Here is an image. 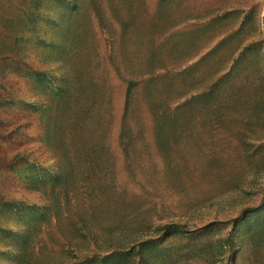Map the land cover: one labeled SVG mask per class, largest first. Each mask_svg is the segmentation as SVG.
<instances>
[{
  "label": "rangeland",
  "instance_id": "374dc122",
  "mask_svg": "<svg viewBox=\"0 0 264 264\" xmlns=\"http://www.w3.org/2000/svg\"><path fill=\"white\" fill-rule=\"evenodd\" d=\"M246 74L264 0H0V264H264Z\"/></svg>",
  "mask_w": 264,
  "mask_h": 264
},
{
  "label": "trees",
  "instance_id": "16d2710c",
  "mask_svg": "<svg viewBox=\"0 0 264 264\" xmlns=\"http://www.w3.org/2000/svg\"><path fill=\"white\" fill-rule=\"evenodd\" d=\"M238 78V77H237ZM252 75H243V78H238L241 82L233 81V90L228 93L230 108L233 112V119L237 122L238 129L241 133H257L264 131V95L257 99L254 103H249L247 98L251 96V87H254L257 82H250ZM260 83H258L259 85ZM235 85V86H234ZM264 87V83H261ZM264 93V91H263ZM216 99L220 101L225 97Z\"/></svg>",
  "mask_w": 264,
  "mask_h": 264
}]
</instances>
